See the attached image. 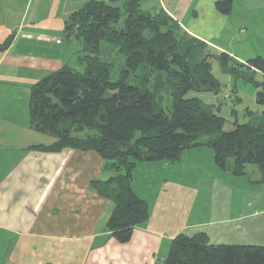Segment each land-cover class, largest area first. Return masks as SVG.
Listing matches in <instances>:
<instances>
[{
  "label": "crops",
  "instance_id": "crops-1",
  "mask_svg": "<svg viewBox=\"0 0 264 264\" xmlns=\"http://www.w3.org/2000/svg\"><path fill=\"white\" fill-rule=\"evenodd\" d=\"M87 1L120 6L123 0H0V45L11 39L0 51V264H163L177 235L203 232L216 244L214 232L229 225L260 229L264 242V176L251 168L260 192L238 200L223 196L225 184L216 178L210 185L192 176L194 183L182 182L176 163L138 164L131 187L148 203L150 216L128 243L119 244L106 230L115 205L113 188L104 183L114 173L104 169L101 157L67 148L58 153L32 149L55 139L33 135L28 117L17 114L18 91L29 92L68 66L80 41L64 37V21ZM217 1L141 0L140 7L163 11L210 51L230 26L229 16L216 10ZM229 36L231 47L230 29ZM206 148L184 151L177 164H192V156L196 161V152Z\"/></svg>",
  "mask_w": 264,
  "mask_h": 264
},
{
  "label": "trees",
  "instance_id": "trees-1",
  "mask_svg": "<svg viewBox=\"0 0 264 264\" xmlns=\"http://www.w3.org/2000/svg\"><path fill=\"white\" fill-rule=\"evenodd\" d=\"M234 1L241 0L217 1L215 8L228 15ZM140 2H85L66 18L63 31L67 40L82 43L78 62L83 70L63 66L29 88V128L55 139L32 149L95 152L104 169L114 173L104 183L112 186L115 205L106 230L119 244L128 243L150 216L148 203L131 187L138 164H175L185 150L207 147L217 168L229 170L232 159L233 176H246L247 166L264 176V125L235 122L227 131L225 120L202 101L185 99L189 92L218 89L206 43L183 32L163 11L142 10ZM10 42L1 44L0 51ZM103 45L124 59L114 81V62L100 57ZM217 59L223 72L233 74L230 56L221 53ZM245 66L263 78L255 87L261 88L256 103L264 114V59L248 60ZM164 96L170 100L166 111ZM163 264H264V246L215 245L203 232L181 233L171 241Z\"/></svg>",
  "mask_w": 264,
  "mask_h": 264
},
{
  "label": "rangeland",
  "instance_id": "rangeland-1",
  "mask_svg": "<svg viewBox=\"0 0 264 264\" xmlns=\"http://www.w3.org/2000/svg\"><path fill=\"white\" fill-rule=\"evenodd\" d=\"M141 8L145 10L144 7ZM228 16L230 26H227V30L220 41H216L214 43L215 47L210 48L209 51L210 57L208 61L210 63V71L212 77L218 84V89L215 91L201 90L198 92H189L185 96V99H199L210 109L211 113L222 117L225 120L224 129L227 131L233 128L235 122L238 124L251 123L254 126L264 125L263 108L256 103V93L260 91L261 88L259 87L257 89L255 87V84H260L263 78L259 72L249 70L245 66L248 60L257 57L264 59V0L234 1ZM229 29L230 33L234 34L235 39L232 41L233 44L231 47H228L227 41L230 37ZM219 48H223L225 52L218 50ZM74 49L75 54L71 55L68 59V62H70L68 66L82 71L83 66L78 62V57L82 55V43L79 42L77 45L75 44ZM221 53H226L231 57L228 66L231 67L232 65V67H234L233 74L221 70L217 59ZM100 57L114 62L111 80H116L119 69L122 68L124 64V59L117 56L115 52L111 51L106 45H103ZM129 83L132 85L134 84L133 78L130 79ZM18 98L17 114L21 116L22 120H25L26 116L28 117L29 92L21 88L18 91ZM169 104L170 100L164 96L161 104L164 111H166ZM15 112L16 110L14 109V113ZM33 135L46 142L50 139L53 140V137L47 134H39L33 131ZM138 136L139 134H136V137ZM212 156V151L206 148L205 150L196 152V161L193 160L192 156V164L189 163L190 161L180 162L179 165L176 163V173L179 172L178 178L185 183H194L193 179L197 177L195 180L196 182L197 180H199V182L206 181L209 185L213 183L211 179L216 178V181L225 184L223 188L224 191L222 192L223 196L225 194L230 196L234 195L238 200L241 198L240 196L245 193L258 194L260 192L259 189L261 188L258 187L255 175L253 174L254 171H256L255 173L258 172L257 167L247 166L246 176L239 178L233 176L229 171L233 164L232 159H229L227 162V168L229 170H222L215 166ZM196 168H198V170H196ZM250 168L253 170V173L248 170ZM156 175L157 173H155L153 177ZM191 176L194 177L192 180L189 179ZM220 178L222 181L219 180ZM223 178L228 180L223 181ZM230 180L232 181L230 182ZM247 180L249 182H247ZM240 184L241 186H239ZM240 187L245 189L241 190ZM246 227L243 224V227L229 225L227 228L218 229L214 232L212 241L216 243L215 245L264 244L263 236L261 232H259L261 231L260 229L254 230Z\"/></svg>",
  "mask_w": 264,
  "mask_h": 264
}]
</instances>
